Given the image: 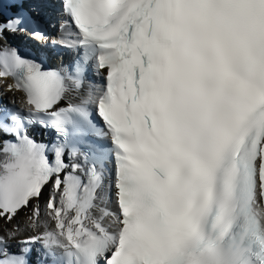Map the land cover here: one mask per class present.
<instances>
[{"label":"snow or ice","instance_id":"6c2138e0","mask_svg":"<svg viewBox=\"0 0 264 264\" xmlns=\"http://www.w3.org/2000/svg\"><path fill=\"white\" fill-rule=\"evenodd\" d=\"M8 78L0 264H264V0H0Z\"/></svg>","mask_w":264,"mask_h":264}]
</instances>
